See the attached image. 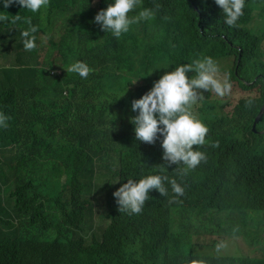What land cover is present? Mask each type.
<instances>
[{"label":"trees","instance_id":"obj_1","mask_svg":"<svg viewBox=\"0 0 264 264\" xmlns=\"http://www.w3.org/2000/svg\"><path fill=\"white\" fill-rule=\"evenodd\" d=\"M89 6V0H48L33 13L17 3L0 5V113L8 117L0 127V264H113L111 252L130 264H173L183 245L173 227L183 231L195 218L215 224L233 213L251 219L245 235L264 251V132L252 130L253 114L238 112L239 105L228 110L217 94L201 101L193 115L208 132L232 115L243 125L228 129L241 139L207 147L205 160L180 171L161 160L157 147L136 140L130 123L137 114L131 101L172 68L176 54L217 60L235 54L232 80L244 90L248 81L262 84L261 105L264 28L257 34L249 24L254 12L264 19V0H245L234 28L219 17L214 0H139L129 15L151 8L153 17L119 38L94 22L97 13ZM17 14L21 19L10 23ZM32 25L39 46L25 50L21 32ZM69 61H83L92 71L86 78L67 72L59 80L52 71ZM257 130L264 131V116ZM107 157L119 160L118 169ZM153 172L184 191L157 199L149 231L122 234L137 217L120 212L103 232L79 227L80 193L67 190L76 175L89 183L104 178L111 189L116 178ZM222 262L264 264V258Z\"/></svg>","mask_w":264,"mask_h":264},{"label":"clouds","instance_id":"obj_2","mask_svg":"<svg viewBox=\"0 0 264 264\" xmlns=\"http://www.w3.org/2000/svg\"><path fill=\"white\" fill-rule=\"evenodd\" d=\"M89 10L94 16V22L100 25L105 32H110L119 38L122 33L129 31L131 25L141 20H150L154 15L151 8H143L135 16L129 13L137 6L139 0H89ZM219 6L216 11L225 25L237 27L242 20L245 0H214ZM12 3H17L23 9L33 13L42 6H47L48 0H0V5L6 9ZM101 9V10H100ZM4 17H0L3 20ZM21 17L13 15L10 23L15 24ZM59 26V24L57 25ZM56 26V27H57ZM249 27L257 34L264 28V19L254 12V18ZM37 27L32 25L21 32L24 37L25 50L38 47L34 34ZM230 47L239 52L241 46L222 34ZM264 40L261 42V48ZM264 54V50L262 48ZM176 56V63L172 68L165 70L159 79L153 82L152 87L139 98L131 101V111L137 113L130 117L134 125L135 138L146 145L159 149L161 160L169 165H179V169L195 168L206 159L207 147L219 149L233 140H240L241 135L230 132L228 127L243 123L234 119L232 115L227 123L208 132L207 126L193 115L201 101L210 98L213 94L222 97L227 109H235L241 113H251L254 116L252 130L258 131L257 125L264 116V101L259 105L262 95V84L252 86L254 81L247 82V89H242L235 80H232L233 62L235 54L225 55L226 58L217 60L211 57L185 59ZM5 59V58H4ZM13 56L9 57V63ZM226 61V67L217 69L215 62ZM92 69L83 61H69L60 65L52 72L61 75V80L67 72H75L81 78H86ZM120 73V72H119ZM143 85V84H141ZM235 85L239 86L248 95L241 97L234 104L229 100L234 93ZM256 91L255 95H252ZM8 117L0 113V127H7ZM3 132L0 130V135ZM108 158V157H107ZM118 169L119 160L108 158ZM104 171V170H103ZM75 182L67 185V190L78 195L80 193L79 227L92 234L94 231L103 232L112 222L116 213L136 216L126 229L125 235H140L146 233L151 225V213L157 199L170 198V190L176 196L183 194L184 189L174 179L167 176L149 173L140 177H133L119 182L116 178L111 189H105L106 179H95L89 183L88 176L78 174ZM169 184L167 183V181ZM251 219L240 214H230L227 218L216 219L215 224L208 220L195 218L184 226L183 231L173 227L172 232L182 233V252L176 263L173 264H223L222 258L249 257L251 259L264 258V251L259 246L251 244L248 236ZM264 235V233H262ZM243 239V243L240 242ZM216 247H238L239 254L226 250L223 253L213 252ZM113 264H122L129 261L120 255L111 252Z\"/></svg>","mask_w":264,"mask_h":264},{"label":"rangeland","instance_id":"obj_3","mask_svg":"<svg viewBox=\"0 0 264 264\" xmlns=\"http://www.w3.org/2000/svg\"><path fill=\"white\" fill-rule=\"evenodd\" d=\"M263 50H264V43H263V46H262ZM5 63H7V59L5 58ZM216 65H217V69H221L223 67H226V61H223L221 63H218L217 61L215 62ZM256 94V91L252 93V95H255ZM248 95L247 92L243 91L239 86L235 85V89H234V93L233 95L231 96V98L229 99L231 101V104H234L238 101V99H240L241 97L243 96H246ZM240 242L243 243V239H240ZM232 250V252L236 253V254H239V248L238 247H216L213 252H217V253H223L224 251L226 250Z\"/></svg>","mask_w":264,"mask_h":264}]
</instances>
